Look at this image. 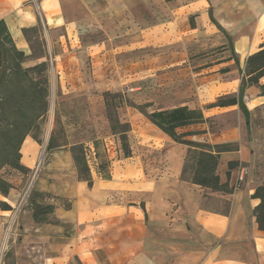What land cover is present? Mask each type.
I'll return each mask as SVG.
<instances>
[{
    "label": "crops",
    "instance_id": "1",
    "mask_svg": "<svg viewBox=\"0 0 264 264\" xmlns=\"http://www.w3.org/2000/svg\"><path fill=\"white\" fill-rule=\"evenodd\" d=\"M0 20L25 54L29 48L21 30L43 26L65 51L106 46V52L123 54L128 66L167 56L170 67L185 73L163 85L188 81L192 92L157 110L200 109L206 121L179 128L178 133H193L183 140L231 147L219 154L216 174L232 191L212 192L182 174L190 146L147 118L131 134L143 130L149 141L141 144L155 155L125 158L118 169L112 167L110 179L93 173L91 187L78 178L58 192L53 184L42 186L70 203L68 208L58 203L53 212L70 233L59 227L51 232L47 223L36 228L31 213L30 220L21 222L19 216L11 226L19 231L12 239L15 255L25 247L38 250L35 264H264V232L253 215L258 201L250 198L264 181V96L244 74L247 57L264 43V0H0ZM120 22L129 28L112 33ZM88 36L104 40L82 43ZM115 38L121 39L117 45ZM149 52L154 55L145 60ZM224 97H235L237 104L208 108ZM71 146L56 148L58 165ZM38 149L30 136L20 148V162L32 174ZM232 162L236 166L228 169ZM26 177H5L10 188L0 193V203L11 210L0 209V250Z\"/></svg>",
    "mask_w": 264,
    "mask_h": 264
},
{
    "label": "rangeland",
    "instance_id": "2",
    "mask_svg": "<svg viewBox=\"0 0 264 264\" xmlns=\"http://www.w3.org/2000/svg\"><path fill=\"white\" fill-rule=\"evenodd\" d=\"M116 26L112 33L129 28L126 27V23L121 22L117 23ZM34 29L35 31L28 32L27 36L24 37L29 48L26 54L29 55V58L24 62V66H33L39 61L47 63L48 112L38 135L41 140V144H38V163L33 174L30 171L25 174L29 177L25 178L27 188L24 191V200L18 209L16 205L10 228L4 229L3 237H5L2 250H0V264H17V262L18 264H35L33 259L39 254L36 248L26 249L25 247L16 248V252L20 255L14 254L15 248L12 247V239L15 233H19L15 226L11 229L15 218L20 216L21 222L25 221L26 217L29 219V213L32 217V208L37 205H53L54 209L58 203L65 208L70 205L67 199L56 197L53 192L41 191L42 186L46 187L49 184L54 185L53 191H62L66 185L77 178L76 173L72 176V169L75 167L71 148L67 159H64V156L59 157L62 160L61 165L60 163L57 164L53 156L57 149L50 152L46 151L50 137V134L48 137V133L49 131L51 133L54 128L56 119L58 121L57 128L61 132V141L64 143L63 146L82 144L86 147L90 172L93 176L95 163H98V159H95L94 141H98L99 154L110 161L111 169L112 167L118 169L119 164L125 159L120 136L118 133L112 134V122L108 118V114L111 115L112 121L116 118L119 124L128 123L130 126V131L127 134L128 145L131 150L129 158L147 160L155 155L145 146L149 141L148 136L144 134L143 130H140L138 133L136 132L134 137L131 130L139 129L138 127L142 128L143 122L146 123L147 113L177 103L175 100H178L182 93H187L190 96L192 92V87L188 81H177L178 77H183L185 72L180 69V66L170 67L167 56L151 61L147 59L150 54L154 55V53L149 52L144 55L147 61L135 66H128L127 59H123V54L117 53L116 50L106 52L109 50L106 46L91 50L68 48L65 51L61 48L60 43H57V40L50 37L43 26L40 30ZM81 41L88 44V39L83 38ZM120 41L121 39L115 38L112 44L117 45ZM197 57L199 60L203 58L199 55ZM190 60L192 59L190 58ZM73 65L82 68V70L70 69L73 68ZM171 78L177 80L170 86H164L163 84L170 81ZM159 84L162 85L159 86ZM104 93L116 95V98H113V104H116V108L106 111ZM119 95L122 100L117 98ZM125 103H129L131 106L125 105ZM137 105L147 106L142 110L143 112H140L135 107ZM116 127L119 132L121 127L118 124ZM142 142L145 145L141 144ZM48 175L49 177H47ZM46 218V223L50 224L51 232L56 233L55 231L59 227L60 233H70L69 227H60L61 224L53 213L47 215ZM34 224L39 229L41 223L34 222ZM28 232L33 233L34 229H30ZM16 259L19 261L16 262Z\"/></svg>",
    "mask_w": 264,
    "mask_h": 264
},
{
    "label": "trees",
    "instance_id": "3",
    "mask_svg": "<svg viewBox=\"0 0 264 264\" xmlns=\"http://www.w3.org/2000/svg\"><path fill=\"white\" fill-rule=\"evenodd\" d=\"M21 31L26 37L28 32H33L35 29H22ZM87 39L92 44L104 40L100 36L96 38L88 36ZM28 58L29 55L16 47L5 22L0 20V193L4 195L8 193L10 188L6 182V176L11 175V173L26 174L29 172L20 162V148L27 136H30L37 144H41L38 135L48 112L47 63L39 61L33 66L25 67L24 62ZM244 74L247 83L250 86L258 87L260 96H264V84L259 83L260 79L264 77V43L256 52L247 57ZM103 97L106 111L111 108L114 109L116 104H113V98H116V95L104 93ZM117 98L122 100L120 95ZM236 104L237 99L235 97H224L216 100L208 108H221ZM125 105L131 106L129 103H125ZM146 106L137 105L135 107L141 112ZM146 116L175 142L190 146L185 157L182 174L188 177L191 183L212 192L230 193L232 191L228 188L227 183L220 182L219 176L216 174L219 154L229 151L231 147L200 146L183 140L185 136L193 134L192 132L178 133L177 131L179 128L205 122L200 109L179 106L166 110H153ZM108 118L112 122V134L118 133L120 136L124 158L130 157L131 150L127 139V134L130 131L129 124H119L116 118L112 121L109 114ZM57 124L56 119L46 145L47 152L64 145ZM117 124L121 127L119 132L117 131ZM98 144V141L93 142L95 159H98L94 171L98 177L110 179V161L99 154ZM71 153L78 180L86 182L88 187H91L93 177L90 172L86 147L82 144H75L71 146ZM234 166L236 163H229L228 169H232ZM250 198L258 201L253 209V215L258 229L264 232V181L256 186ZM0 209L9 211L11 207L6 203H0ZM32 210V218L35 223H46V216L54 212V207L53 205H37Z\"/></svg>",
    "mask_w": 264,
    "mask_h": 264
},
{
    "label": "built area",
    "instance_id": "4",
    "mask_svg": "<svg viewBox=\"0 0 264 264\" xmlns=\"http://www.w3.org/2000/svg\"><path fill=\"white\" fill-rule=\"evenodd\" d=\"M242 181V177L240 176L238 179V183ZM25 197V194H23L22 198L20 199V202L17 204V209L21 206V203L23 202L22 200H24L23 198Z\"/></svg>",
    "mask_w": 264,
    "mask_h": 264
},
{
    "label": "water",
    "instance_id": "5",
    "mask_svg": "<svg viewBox=\"0 0 264 264\" xmlns=\"http://www.w3.org/2000/svg\"><path fill=\"white\" fill-rule=\"evenodd\" d=\"M49 134H50V131H49V133H48V137H49ZM48 137H47V138H48Z\"/></svg>",
    "mask_w": 264,
    "mask_h": 264
},
{
    "label": "bare ground",
    "instance_id": "6",
    "mask_svg": "<svg viewBox=\"0 0 264 264\" xmlns=\"http://www.w3.org/2000/svg\"><path fill=\"white\" fill-rule=\"evenodd\" d=\"M48 131H49V129H48ZM3 248H4V245H3Z\"/></svg>",
    "mask_w": 264,
    "mask_h": 264
}]
</instances>
